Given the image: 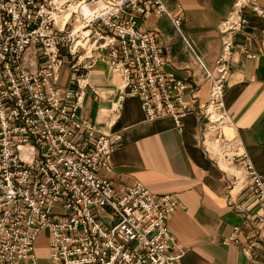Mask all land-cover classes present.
Listing matches in <instances>:
<instances>
[{
  "label": "built area",
  "instance_id": "1",
  "mask_svg": "<svg viewBox=\"0 0 264 264\" xmlns=\"http://www.w3.org/2000/svg\"><path fill=\"white\" fill-rule=\"evenodd\" d=\"M246 7L264 17L258 0H234L219 24L217 75L199 111L207 135L219 140L229 123L225 88L234 36L248 26ZM168 13L162 0H0V264H41L36 242L43 231L51 264H183L186 251L168 226L182 203L139 180L116 192L99 171L109 169L122 135L80 113L86 90L98 93L88 72L105 62L120 77L114 116L134 95L148 119L170 116L182 128L195 95L186 100L190 85L164 70V46L138 24ZM171 17L181 25L180 15ZM243 53L256 57L248 46ZM67 59L78 71L73 87L60 83ZM218 155L243 169L261 204L255 235L243 242L236 226L228 239L251 257L264 241V179L233 140L221 141Z\"/></svg>",
  "mask_w": 264,
  "mask_h": 264
},
{
  "label": "crops",
  "instance_id": "2",
  "mask_svg": "<svg viewBox=\"0 0 264 264\" xmlns=\"http://www.w3.org/2000/svg\"><path fill=\"white\" fill-rule=\"evenodd\" d=\"M162 1L168 14H150L138 24L157 35L165 48L164 70L175 72L190 85L185 98L191 102L195 95V110L179 129L170 116L148 119L141 99L131 95L116 117L112 107L120 77L105 62H97L88 72V81L98 93L86 90L81 118L122 135L109 169L101 168L99 173L118 193L139 180L155 195L172 194L182 203L184 207L169 216L168 226L186 251L183 264H262L264 241L251 257L242 245L228 242L236 226L243 242L255 235L261 204L243 169L218 153L221 141L233 140L249 154L264 179V17L246 7L248 26L234 36L235 52L224 97L229 123L219 140L215 134L207 135L199 111L209 100L211 76L217 75L215 62L222 49L219 24L234 0ZM258 1L264 7V0ZM172 14L181 16L180 26L173 22ZM245 46L256 57L246 56ZM77 73L67 59L61 85L73 87ZM87 139L82 131L83 147ZM43 249L37 246L38 253ZM41 264H51L48 255L41 258Z\"/></svg>",
  "mask_w": 264,
  "mask_h": 264
},
{
  "label": "rangeland",
  "instance_id": "3",
  "mask_svg": "<svg viewBox=\"0 0 264 264\" xmlns=\"http://www.w3.org/2000/svg\"><path fill=\"white\" fill-rule=\"evenodd\" d=\"M103 220L107 223V224H109V221H108V219L106 218V217H103ZM36 245L37 246H44L45 247V249H43V250H40L41 252L39 253V257H46L47 255H48V249H47V246L49 245V238H47V236H46V232L45 231H43L42 233H41V235L39 236V238H38V240H37V242H36Z\"/></svg>",
  "mask_w": 264,
  "mask_h": 264
}]
</instances>
